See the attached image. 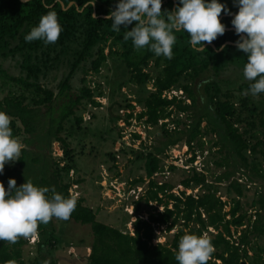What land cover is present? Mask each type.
<instances>
[{
    "label": "trees",
    "instance_id": "1",
    "mask_svg": "<svg viewBox=\"0 0 264 264\" xmlns=\"http://www.w3.org/2000/svg\"><path fill=\"white\" fill-rule=\"evenodd\" d=\"M92 2L0 0V59H19L17 77L8 76L0 66V84L20 91L18 95L7 92L0 99V111L12 118L10 127L13 137L17 138L20 134L35 132L40 112L44 110L49 121L40 135V144L48 149L51 143H56L63 161L61 167L52 163V170L46 175L48 167L44 163L37 167L36 161H28L23 149L14 166H5L0 182L7 189L10 178L15 179L17 187L31 180L35 186L54 187L57 193L69 197L67 190L71 183H62L60 176L72 171L73 161L65 137L59 136L61 124L71 118L79 131L82 117L76 112L83 110L84 105L99 107L93 100L101 96L99 86L96 84L89 89L83 77L87 73L98 74L107 59H111L122 65L127 76L122 83H116L115 90L127 85L136 87L138 95L134 103L140 108L134 114L133 106L127 102L122 110L129 113H124L122 118L116 115L112 121L122 120L128 126L129 119H134L143 130L158 129L161 139L145 153L130 150L134 160L143 162L146 181V191L130 203L134 217L131 232L96 222L91 209L84 207L81 199H76L77 206L69 220L89 227L92 240L86 264H178L175 256L181 237L205 233L215 246L208 264H264V195L258 194L248 204L249 209H243L240 200L247 189L235 178L238 174L249 185L264 186V107L259 102L256 105L251 94L243 95L250 82L243 75L247 56L235 47L239 37L231 20L238 8L233 6V0H217L226 4L232 13H222L219 18L226 26L223 36L212 44L205 43L206 51H198L190 45L187 33L176 32L170 60L156 56L147 48L137 51L131 40H123L124 32L130 31L135 22L120 26V32L112 31V21L105 17L115 10L119 0H95V5L90 6ZM161 2L162 12L181 6L179 0ZM68 4L71 6L65 9ZM50 9L57 12L63 29L58 41L48 45L41 40L25 42V36ZM221 45H225L224 50L217 51ZM60 68L63 74L53 91L44 81L49 73ZM77 70L82 77L76 92L71 94L69 83ZM148 84L150 90L147 91ZM169 91H179L181 95L169 100L162 97ZM57 101L61 103L59 112L52 115L51 111L57 106L51 107ZM169 125H172L170 129ZM132 138L138 139V136L133 134ZM176 145L186 147L187 164L191 165L195 157L203 153L204 157L202 171L190 167L179 182L182 191L174 195L171 184H157L153 176L162 172L161 160ZM207 164L219 171L211 181L207 177ZM167 170L171 172L174 167L169 165ZM142 182V178H137L130 181V185ZM47 195L50 197L51 192ZM141 203L148 209L144 220L138 215ZM226 206L228 210L224 212ZM159 229L164 234L176 231L167 241L152 244L155 231ZM38 234L35 257L29 264L45 261L59 264L51 255L54 243L47 225L41 224ZM25 245L24 238L15 244L0 241V264L8 260L23 264Z\"/></svg>",
    "mask_w": 264,
    "mask_h": 264
},
{
    "label": "rangeland",
    "instance_id": "2",
    "mask_svg": "<svg viewBox=\"0 0 264 264\" xmlns=\"http://www.w3.org/2000/svg\"><path fill=\"white\" fill-rule=\"evenodd\" d=\"M104 54H106V50H104ZM18 61V58L0 59V66L8 76L17 77ZM62 74L63 70L61 68L49 73L44 84L54 91ZM80 77H82L81 72L77 70L69 83L71 94L76 92L79 87L78 80ZM126 78L122 65L111 59H107L98 74H85L83 79L86 87L92 89L96 84L99 86L101 96L93 98L99 104V107L93 108L84 105L83 110L76 112L77 115L80 114L82 117L80 130H76L72 119L69 118L68 121L61 124L62 131L59 136L65 137L73 161L72 171L68 172L67 175L60 176L62 183H71L67 190L68 196L81 199L82 205L91 209L95 214L96 222L129 233L132 231L130 223L134 218L133 214L128 213L130 203L146 191L143 162L134 160L130 150L133 153H145L155 141L161 139V132L158 129L143 130L141 125L134 119H129L128 126L121 123V120L115 123L112 121V117L116 115L120 118L123 117L126 112L122 110V107L127 102L133 106V113H138L140 110L134 103V99L138 95L136 87L127 85L121 87L119 91L114 88L117 82L122 83ZM145 90H150V84L145 86ZM7 92L14 95L20 93L14 86L2 87L0 84V99ZM253 101L256 105L259 102L260 106L264 107V94L261 97H255ZM60 105L59 101L53 104L51 108L54 109L55 106L57 108L51 111L52 115L58 114ZM45 116V111L41 110L35 132L32 135L20 134L17 138L25 145L24 151L28 161L29 159L36 161L37 167L44 163L48 167L46 169V175H48L49 171L52 170H50L52 163L61 167L63 161H61V152L56 143H51L48 149H44L40 144V135L47 128L49 121L48 117ZM181 120L184 121L183 117ZM16 126L20 127L18 123H16ZM171 127L172 125L168 126L169 129ZM133 133L138 136V139L132 138ZM202 156L204 157V153ZM202 156L195 157L191 165L187 164L189 154L186 153V147L183 145L173 146L166 153V157L161 160L162 172L154 174L153 181L157 184H171L173 186L172 193L176 195V193L182 191L179 182L187 174L190 167L197 172L202 171ZM111 158L114 160L112 161ZM15 164L14 162L5 166H14ZM169 165L174 167L171 172L167 170ZM207 166V177L211 181L214 176L218 175L219 171L213 170L210 164H207ZM137 178H142V184L130 185V181ZM235 178L247 189L244 194L245 197L240 202L243 209L248 210V204L255 200L258 194L264 195V186L249 185L238 174L235 175ZM223 187V184L220 185V193L223 192ZM185 193L188 194L189 192L186 191ZM221 200L225 201L226 199L221 198ZM147 210V207H144L141 203L138 215L143 220L146 218L145 213ZM227 210L228 206L223 209L224 212ZM157 211H160L159 207H157ZM160 230L155 231V239L152 244L167 241L169 235L176 231L173 229L168 234H164ZM47 231L53 237L54 251H51V255L59 260V264H86L85 258L89 253L88 249L92 240L88 226H82L70 220L62 221L53 218L47 224ZM38 240H35L33 245H28L26 242V245L22 248L23 264L31 263L35 257V244ZM257 243L261 244L260 241H257Z\"/></svg>",
    "mask_w": 264,
    "mask_h": 264
},
{
    "label": "clouds",
    "instance_id": "3",
    "mask_svg": "<svg viewBox=\"0 0 264 264\" xmlns=\"http://www.w3.org/2000/svg\"><path fill=\"white\" fill-rule=\"evenodd\" d=\"M94 5L95 0L90 6ZM179 5L172 11L162 12L161 0H119L105 19L112 21L114 32H120V26L135 22L130 31L124 32L123 40H131L137 51L147 48L169 60L173 58L176 32L187 33L190 45L198 51H206L205 43L212 44L225 34L226 26L219 18L222 13L232 15L226 4L217 0H179ZM233 6L238 8L231 20L239 37L235 47L247 56L243 75L250 82L243 95L256 97L264 93V0H233ZM62 30L57 12L50 9L25 36V42L41 40L45 45L55 44ZM224 48L221 45L217 51ZM11 120L0 111V175L6 164L19 160L25 148L19 138L13 137ZM76 206L74 196L65 198L54 187H38L31 180L17 187L15 179L10 178L6 189L0 182V241L10 244L20 238L35 241L39 239L41 224L47 225L53 218L68 221ZM214 252L215 246L207 233L185 234L179 241L175 260L178 264H208ZM5 264H16V261L8 260Z\"/></svg>",
    "mask_w": 264,
    "mask_h": 264
},
{
    "label": "built area",
    "instance_id": "4",
    "mask_svg": "<svg viewBox=\"0 0 264 264\" xmlns=\"http://www.w3.org/2000/svg\"><path fill=\"white\" fill-rule=\"evenodd\" d=\"M181 95V92L179 91H169V92H166V93H163V96L162 97H165L167 100H169L171 97H179ZM127 113V111H124ZM135 114V113H134ZM133 114V115H134ZM122 121V120H121ZM123 123V121L121 122ZM123 126V125H122ZM134 134V133H133ZM130 215H132V208L130 206V210L128 212ZM145 219V218H144ZM32 239H26V242L28 243V245H33L35 241H31Z\"/></svg>",
    "mask_w": 264,
    "mask_h": 264
},
{
    "label": "water",
    "instance_id": "5",
    "mask_svg": "<svg viewBox=\"0 0 264 264\" xmlns=\"http://www.w3.org/2000/svg\"><path fill=\"white\" fill-rule=\"evenodd\" d=\"M70 6H71V4H68L67 7H66L65 9H67V8L70 7Z\"/></svg>",
    "mask_w": 264,
    "mask_h": 264
}]
</instances>
